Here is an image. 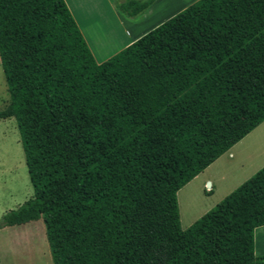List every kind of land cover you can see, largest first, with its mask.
Here are the masks:
<instances>
[{"label": "trees", "instance_id": "16d2710c", "mask_svg": "<svg viewBox=\"0 0 264 264\" xmlns=\"http://www.w3.org/2000/svg\"><path fill=\"white\" fill-rule=\"evenodd\" d=\"M0 61L33 190L0 229L42 219L52 264H264V166L185 230L177 203L264 121V0H197L100 64L64 0H0Z\"/></svg>", "mask_w": 264, "mask_h": 264}, {"label": "rangeland", "instance_id": "374dc122", "mask_svg": "<svg viewBox=\"0 0 264 264\" xmlns=\"http://www.w3.org/2000/svg\"><path fill=\"white\" fill-rule=\"evenodd\" d=\"M101 40L105 43L106 37L102 36ZM6 89L0 65V111L9 99ZM9 121L16 127L12 118L0 120V219L7 211L18 208L33 194L19 133L17 127L15 134L7 129ZM263 151L262 154L259 152L252 159L245 160L242 165L230 166L245 167L237 175L217 181L213 173L207 170L183 186L177 192L181 229H187L250 178L249 167L263 166ZM210 167L225 166L218 160ZM207 177L213 181V189L207 186ZM0 264H52L42 219L22 226L0 229Z\"/></svg>", "mask_w": 264, "mask_h": 264}, {"label": "crops", "instance_id": "0c3cea01", "mask_svg": "<svg viewBox=\"0 0 264 264\" xmlns=\"http://www.w3.org/2000/svg\"><path fill=\"white\" fill-rule=\"evenodd\" d=\"M124 1L126 0H64L98 64L106 61L197 0H155L137 20L128 19L115 9V2L121 3ZM101 35L106 37L105 43L101 40ZM6 90L8 92V88ZM5 102L6 104L2 110H4L10 103V97L8 101ZM11 118L14 119L13 117H8L1 118L0 120H10ZM8 123L7 129H10V131L15 134V128L17 125L15 127L12 121H9ZM263 150L264 121L212 163L214 164L219 160L222 161L225 167H210L211 164L200 174L210 170L217 181H223L226 177L237 175L245 169V167L230 166L236 164L242 165L245 160L252 159L259 152L262 154ZM263 166L249 167L250 177ZM200 174H198L197 177ZM209 177H207L206 183L210 189H213V181ZM32 197L33 194L29 199ZM254 255L255 257L264 256V226L258 227L254 230Z\"/></svg>", "mask_w": 264, "mask_h": 264}]
</instances>
